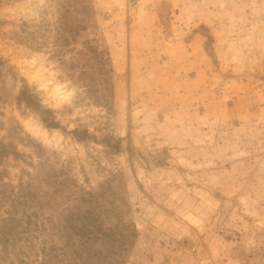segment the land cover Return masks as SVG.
I'll return each instance as SVG.
<instances>
[{"label": "rangeland", "instance_id": "obj_1", "mask_svg": "<svg viewBox=\"0 0 264 264\" xmlns=\"http://www.w3.org/2000/svg\"><path fill=\"white\" fill-rule=\"evenodd\" d=\"M57 3L0 0V139L20 153L0 164L8 190L52 175L95 191L103 227L121 231L91 248L94 264L124 246L127 264H264V0H93L96 59L90 34L68 53L52 37L40 51L14 37L23 21H56ZM25 86L61 127L18 104ZM71 202L45 211L58 222L68 205L92 206ZM135 231L132 246L122 235ZM51 234L11 245L0 264H69L75 247L51 252L68 241Z\"/></svg>", "mask_w": 264, "mask_h": 264}, {"label": "trees", "instance_id": "obj_2", "mask_svg": "<svg viewBox=\"0 0 264 264\" xmlns=\"http://www.w3.org/2000/svg\"><path fill=\"white\" fill-rule=\"evenodd\" d=\"M57 2L59 16L56 21L52 22L45 19L35 24L23 21L19 26L20 31L13 32L15 33L14 37L20 43L27 44L31 49L36 51L49 46L51 44L50 38L52 37V45L57 49L60 47L59 52L63 53V51H66L68 53L70 47L78 43L84 34H90L92 35V39L85 40V44L89 45L91 52L95 54L94 59L102 56L103 53L99 51L100 47L98 45H91L94 42L97 43L93 34L100 28L96 19L93 0H57ZM107 62L108 59L106 58V65L108 64ZM111 71L112 69L108 68L101 71V73L110 76ZM84 82L87 89L94 91L95 86L100 81L97 80V77L91 76L84 78ZM3 83V76L0 74V85ZM109 83L110 78L108 77L102 80L101 85L103 88H106ZM16 100L19 105H25L26 108L39 114L48 128L61 127L60 121L56 118V112L44 106L37 94L27 86L18 92ZM103 100L107 104L110 103L108 96ZM73 134L80 142L98 139L88 129L76 128L73 130ZM11 155H20L16 144L12 141L6 142L5 139H0V164H3ZM70 180L71 178L68 176L59 177L52 175L31 177L28 181L22 178L18 185H12V189L9 191L8 183L1 180L0 176V249L4 252L6 251V256H2L0 259L3 257L8 259V248L11 245L17 243L19 244L18 247L21 248L23 246L20 244H24L25 242L34 247L36 246L34 241L39 239L41 235L51 234L52 231H55L63 233L68 241L63 247L54 246L51 252H55L58 255L60 251L65 252L67 246L71 244L75 248L71 252L69 264H94L92 259L97 254L93 255L91 248L95 247L98 241L99 246L103 248L104 245L109 243L107 241L115 239L116 232L121 230L119 227L105 229L100 222L99 215L94 210V206L98 200L95 191L86 190L77 184H75V190L69 191L65 182ZM43 182H47V189L51 190L53 188L52 192L48 190L42 192ZM63 198L69 202L78 198L80 201L90 202L92 206L82 208L74 203L68 205L65 208L68 212L67 215L62 213V219L55 222L53 213L56 210L46 212L45 209L47 207L52 209L53 205H57V202ZM116 211L118 212V210ZM48 222H51V224L48 225ZM138 235L135 231L131 234L130 239H127L126 234L122 235V238L125 242L132 240L130 244L133 246L136 238L139 237ZM48 241V239L43 241L42 250L44 253H46V249L48 248ZM73 241L77 242V244L75 245ZM125 247H120L112 255H101L98 259L99 264H127L133 247H128L127 249ZM125 249L128 251L127 254H124ZM22 253L25 255L29 254V252ZM19 262V264H24V260L21 261V258ZM60 262L61 264H67L65 259L60 260Z\"/></svg>", "mask_w": 264, "mask_h": 264}, {"label": "built area", "instance_id": "obj_3", "mask_svg": "<svg viewBox=\"0 0 264 264\" xmlns=\"http://www.w3.org/2000/svg\"><path fill=\"white\" fill-rule=\"evenodd\" d=\"M202 263H203V264H207V263H204L203 261H202Z\"/></svg>", "mask_w": 264, "mask_h": 264}]
</instances>
